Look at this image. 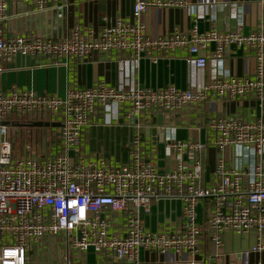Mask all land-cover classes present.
Segmentation results:
<instances>
[{
    "label": "built area",
    "instance_id": "built-area-1",
    "mask_svg": "<svg viewBox=\"0 0 264 264\" xmlns=\"http://www.w3.org/2000/svg\"><path fill=\"white\" fill-rule=\"evenodd\" d=\"M184 0L153 2L133 0L134 22L116 20L99 32L74 29L67 37L53 40L36 32L5 29L9 20L54 10L61 12L68 0H0V79L5 66L16 59H83L92 52L121 55L120 67L129 75L143 54L150 51L185 50L187 62L197 70L207 64L205 51L211 46L213 58H220L231 45L254 53L259 66L255 79H216L193 89L174 86L153 90L139 88L121 79L116 86L97 84L91 88H70L63 98L31 91L0 90V264H55L37 261L48 238L65 237L67 253L89 250L115 261L133 263L139 250L164 254L187 253L197 256L203 232L217 246L227 233H252L256 242L251 251L264 252V169L262 162L252 171L229 169L219 159L218 181L200 187L201 154L205 144L197 140L172 141L163 136L164 152L170 167L159 169L145 156L142 131L153 126L157 114L175 115L201 105L210 92L218 98H237L254 94L264 100V26L248 34L221 33L196 28L149 37L139 19L150 6L182 5ZM128 111L136 124L129 143L126 164L105 161H71L80 158L83 130L95 114L104 123ZM50 117L59 124L62 151L54 155L16 156L12 152L10 130L30 114ZM210 143L219 153L232 146L249 147L261 157L264 152V120L212 117L208 122ZM157 135L159 134L158 129ZM161 199L181 201L179 223L150 232L141 216L149 214ZM206 204L203 223L196 207ZM124 216L121 234L110 232L113 216ZM170 227V226H169ZM60 264H70L67 256ZM264 264V263H259Z\"/></svg>",
    "mask_w": 264,
    "mask_h": 264
},
{
    "label": "crops",
    "instance_id": "crops-1",
    "mask_svg": "<svg viewBox=\"0 0 264 264\" xmlns=\"http://www.w3.org/2000/svg\"><path fill=\"white\" fill-rule=\"evenodd\" d=\"M150 1V0H147ZM165 2L167 0H151ZM133 0H68L61 12L49 10L39 14L17 16L9 20L5 29L19 34L36 32L53 40L64 39L78 29L90 28L99 32L111 26L116 20L134 22ZM146 34L157 38L173 32L186 33L196 28L199 33L216 30L221 33L240 31L248 34L257 26H264V0H184L182 5L150 6L139 19ZM214 46L206 51L207 64L197 70L187 60L185 50H162L143 54L138 66L126 75L128 69L120 67L121 55L92 52L83 59L29 60L16 59L5 66L0 79V90L12 89L31 91L36 94L56 95L63 98L70 88L86 89L97 84L116 86L123 79L125 83L139 88L162 89L174 86L181 90L193 89L216 79H255L259 66L254 53L246 48L229 46L220 58H213ZM264 70V61L261 64ZM127 110L104 123L101 113L95 114L81 136V157L71 152V161L80 159L84 163L105 161L110 165L126 164L129 160V143L136 120L127 117ZM212 117L237 118L243 121L264 120V100L254 94L237 98H218L207 92L205 101L182 114H157L151 128L142 131V149L145 156L161 170L170 167V157L164 152L161 136L172 141L197 140L205 144L201 154L198 186L206 187L218 181L216 168L219 159L224 165L236 171L250 172L262 162L249 147L232 146L223 153L211 145L208 122ZM24 128V135H22ZM59 124L50 117L37 113L18 120L10 130L12 152L16 156L54 155L62 148L58 138ZM152 129L159 134L152 135ZM24 136V139H23ZM197 219L204 222L206 204L196 207ZM181 201L161 199L152 204L149 214L142 215L146 230L157 232L169 229L179 223ZM124 216H113L110 232L121 234ZM170 226V227H169ZM256 242L252 233L236 235L227 233L220 246L215 245L203 232L197 256L187 253L166 252L158 254L139 250L138 259L133 263L115 261L89 250L86 253H67L65 237L48 238L47 250L34 255L35 260L60 264L67 256L70 264H259L264 263V252L251 251Z\"/></svg>",
    "mask_w": 264,
    "mask_h": 264
},
{
    "label": "water",
    "instance_id": "water-1",
    "mask_svg": "<svg viewBox=\"0 0 264 264\" xmlns=\"http://www.w3.org/2000/svg\"><path fill=\"white\" fill-rule=\"evenodd\" d=\"M151 133L155 137L157 135V130L156 129H152ZM160 140L163 141V136L160 137Z\"/></svg>",
    "mask_w": 264,
    "mask_h": 264
},
{
    "label": "rangeland",
    "instance_id": "rangeland-1",
    "mask_svg": "<svg viewBox=\"0 0 264 264\" xmlns=\"http://www.w3.org/2000/svg\"><path fill=\"white\" fill-rule=\"evenodd\" d=\"M22 131H23V132H22V135H24V132H25V131H24V128H22ZM23 139H24V136H23Z\"/></svg>",
    "mask_w": 264,
    "mask_h": 264
}]
</instances>
